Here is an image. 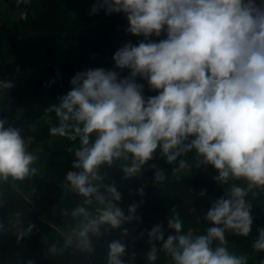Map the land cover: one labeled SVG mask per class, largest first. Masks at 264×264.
<instances>
[{
	"label": "clouds",
	"instance_id": "9594fccd",
	"mask_svg": "<svg viewBox=\"0 0 264 264\" xmlns=\"http://www.w3.org/2000/svg\"><path fill=\"white\" fill-rule=\"evenodd\" d=\"M101 11L123 14L127 32L143 41L128 42L114 54L115 68L129 70L127 77L103 68L79 72L71 90L46 110L58 121L49 135L78 143L68 149L73 170L64 186L83 198L70 213L63 247L53 243L50 254L73 247L91 254L93 238L138 221L139 204L125 214L118 206L121 193L101 172L118 165L125 180L138 177L159 149L169 165L178 162L174 172L189 168L186 157L194 153L195 166H212L216 183L228 188L204 215L213 225L204 233L185 232L176 209L167 217L176 235L165 241L162 224L148 231L147 264H157L161 252L168 264H248L247 255L229 250L226 234L250 235L254 220L247 198L264 191V0H96L90 13ZM138 78L157 94L146 98ZM14 87V81L0 79V95ZM29 142L0 119V185L37 175L39 157ZM165 179V172H156L157 185ZM138 193L143 196L144 188ZM258 231L253 248L264 252V229ZM126 253L125 244L112 241L106 264H135V255L126 262Z\"/></svg>",
	"mask_w": 264,
	"mask_h": 264
},
{
	"label": "trees",
	"instance_id": "16d2710c",
	"mask_svg": "<svg viewBox=\"0 0 264 264\" xmlns=\"http://www.w3.org/2000/svg\"><path fill=\"white\" fill-rule=\"evenodd\" d=\"M95 2L0 0V79L15 83L13 89L0 95V119L20 129L30 141L29 150L39 157L36 176L0 185V264H27L29 260L34 264H106L108 245L114 240L126 245V262L135 255V264H147L146 254L152 245L146 233L162 224L165 241L169 235H176L167 226L173 209L180 214L185 232L194 229L204 233L213 226L204 215L214 200L226 196L228 186L216 183L218 173L212 166H195L194 153L186 157L189 168L174 172L178 162L169 165L158 149L141 175L128 180L118 165L105 166L101 172L105 183H114L122 196L118 206L127 214L133 203L139 204V220L93 238L91 254L75 247L55 257L50 254L53 243L63 247V233L73 223L70 213L83 198L64 186V176L73 170L74 156L68 149L78 143L49 135V128L58 121L46 110L71 90V80L77 73L96 68L120 71L115 68V52L128 42L143 41V37L127 32L129 24L123 14L101 11L92 15L90 9ZM128 75L129 70L120 71L121 78ZM137 82L144 85L146 98L157 94L146 80L138 78ZM157 171L166 175L159 185L155 183ZM236 183L243 186L242 181ZM140 188H144L143 196L138 193ZM247 199L252 205L253 230L248 237L227 233V247L237 255H247L248 264H260L264 252L255 251L253 244L258 230L264 229V191L250 193ZM17 224L22 230L15 234ZM29 226H33L32 233L18 240ZM124 229L128 231L126 238L122 236ZM155 246L162 248L160 242ZM157 264H168L162 252Z\"/></svg>",
	"mask_w": 264,
	"mask_h": 264
},
{
	"label": "rangeland",
	"instance_id": "374dc122",
	"mask_svg": "<svg viewBox=\"0 0 264 264\" xmlns=\"http://www.w3.org/2000/svg\"><path fill=\"white\" fill-rule=\"evenodd\" d=\"M14 227H15V231H14L15 234H18V233L21 232L22 228H21V225L20 224H17Z\"/></svg>",
	"mask_w": 264,
	"mask_h": 264
}]
</instances>
